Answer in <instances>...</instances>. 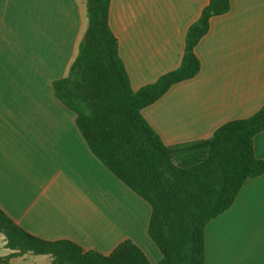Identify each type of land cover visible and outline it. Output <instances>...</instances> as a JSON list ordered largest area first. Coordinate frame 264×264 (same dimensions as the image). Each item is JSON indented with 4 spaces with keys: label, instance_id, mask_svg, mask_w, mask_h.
<instances>
[{
    "label": "crops",
    "instance_id": "crops-1",
    "mask_svg": "<svg viewBox=\"0 0 264 264\" xmlns=\"http://www.w3.org/2000/svg\"><path fill=\"white\" fill-rule=\"evenodd\" d=\"M209 2L112 0L110 26L134 90L181 65L188 29ZM87 24L85 0H0V208L41 239L105 255L131 240L158 264L150 205L93 154L53 89L68 76ZM196 53L200 73L142 112L169 146L207 139L264 105V0H232ZM254 150L264 160V131ZM205 245L206 264H264V174L208 223ZM11 253L0 235V259ZM50 262L26 254L9 264Z\"/></svg>",
    "mask_w": 264,
    "mask_h": 264
},
{
    "label": "trees",
    "instance_id": "trees-1",
    "mask_svg": "<svg viewBox=\"0 0 264 264\" xmlns=\"http://www.w3.org/2000/svg\"><path fill=\"white\" fill-rule=\"evenodd\" d=\"M88 24L67 77L54 81L58 99L76 113L77 126L93 154L151 207L148 234L162 254L158 264H206L205 229L235 203L249 178L264 174L254 138L264 131V105L254 115L230 121L204 140L169 146L143 116L174 85L195 78L196 53L211 20L228 14L232 0H210L188 29L181 65L155 83L134 90L110 26L112 0H85ZM0 235L12 253L49 256L50 264H152L133 241L111 254L86 251L68 241L36 237L0 208Z\"/></svg>",
    "mask_w": 264,
    "mask_h": 264
}]
</instances>
